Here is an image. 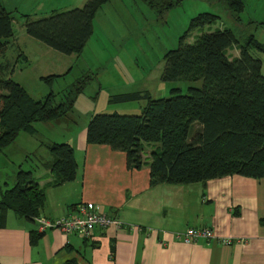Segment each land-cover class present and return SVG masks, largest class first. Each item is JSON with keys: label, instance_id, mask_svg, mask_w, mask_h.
Segmentation results:
<instances>
[{"label": "trees", "instance_id": "1", "mask_svg": "<svg viewBox=\"0 0 264 264\" xmlns=\"http://www.w3.org/2000/svg\"><path fill=\"white\" fill-rule=\"evenodd\" d=\"M106 1L85 0L80 7L25 22L24 31L55 51L77 54L91 35L96 10ZM141 1L157 13L179 2ZM223 2L238 20L242 0ZM216 18L210 12L196 13L177 46L162 55V80H200L199 87L188 86L184 94L172 90L171 95L156 98L146 91L114 94L108 101L144 99L145 104L137 114L92 113L85 126V142L122 151L126 166L135 169L145 163L142 154L150 146V184L204 182L232 174L264 177V44L251 34L239 41L226 27L203 31L192 42H184L191 30L211 25ZM11 35L10 13L0 0V53ZM232 45L238 54L229 58L225 52ZM6 71L0 61V151L20 132H34L35 122L66 115L91 78L80 76L70 89L53 92L47 88L41 97L33 98ZM66 73L40 80L50 85ZM46 147L50 159L41 165L54 173L52 183L72 180L76 162L71 146L54 142ZM33 168L18 169L12 184L0 190V227L8 209L27 219L38 215L43 192L32 178Z\"/></svg>", "mask_w": 264, "mask_h": 264}, {"label": "crops", "instance_id": "2", "mask_svg": "<svg viewBox=\"0 0 264 264\" xmlns=\"http://www.w3.org/2000/svg\"><path fill=\"white\" fill-rule=\"evenodd\" d=\"M65 118L46 123L55 126ZM86 123L43 143V158L34 165L41 171L31 173L43 192L38 214L52 220L91 202L122 226L95 228L83 239L57 228L39 232L33 219L8 209L0 227V264H264V177L150 184V147L142 154L145 163L128 168L122 151L85 142ZM54 142L69 144L76 162L74 178L59 184L52 183L50 167L41 165L50 159L47 144ZM188 227L210 228L216 239H174V232Z\"/></svg>", "mask_w": 264, "mask_h": 264}, {"label": "rangeland", "instance_id": "3", "mask_svg": "<svg viewBox=\"0 0 264 264\" xmlns=\"http://www.w3.org/2000/svg\"><path fill=\"white\" fill-rule=\"evenodd\" d=\"M84 1L1 0L10 13L12 27V35L0 53L7 77L33 98L41 97L47 88L53 92L70 89L80 76L88 74L91 78L76 96L64 123L50 126L46 122H35L34 132H20L0 151V190L12 184L18 169H31L43 158L42 145L47 139H58L80 130L92 113L137 114L145 104L144 99L110 102L112 95L146 91L156 98L169 96L172 90L184 94L188 86L199 87L200 80L165 81L160 77L164 64L162 55L177 46L178 38L196 13L210 12L217 18L211 25L191 30L184 40L186 43L203 31L226 27L239 41L251 34L264 44V0H242L238 20L232 17L223 0H179L162 13L141 0H107L96 10L91 35L77 54H62L25 33V22L80 7ZM236 50L232 45L225 55L231 57ZM261 59L264 74V58L261 56ZM66 70V74L50 85L40 80ZM33 169L32 173L41 171V168Z\"/></svg>", "mask_w": 264, "mask_h": 264}, {"label": "built area", "instance_id": "4", "mask_svg": "<svg viewBox=\"0 0 264 264\" xmlns=\"http://www.w3.org/2000/svg\"><path fill=\"white\" fill-rule=\"evenodd\" d=\"M33 220L37 224L39 232L49 228H57L64 234H76L83 239H89L95 228L105 229L110 226L120 228L122 226L119 220L107 215L100 210L98 205L91 202L75 204L71 215L60 216L51 220L38 214L33 217ZM173 237L175 240L186 244L195 243L201 239H216L213 230L205 227H188L180 232H174ZM219 241L228 244L230 240L221 238Z\"/></svg>", "mask_w": 264, "mask_h": 264}]
</instances>
